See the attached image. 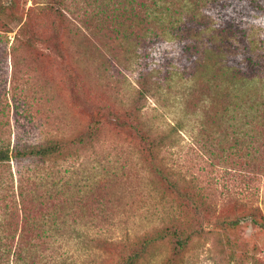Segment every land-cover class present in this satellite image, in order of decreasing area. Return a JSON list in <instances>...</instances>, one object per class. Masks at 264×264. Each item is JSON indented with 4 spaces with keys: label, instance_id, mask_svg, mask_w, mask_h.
I'll use <instances>...</instances> for the list:
<instances>
[{
    "label": "trees",
    "instance_id": "obj_1",
    "mask_svg": "<svg viewBox=\"0 0 264 264\" xmlns=\"http://www.w3.org/2000/svg\"><path fill=\"white\" fill-rule=\"evenodd\" d=\"M256 8L264 14V0H0V264H85L86 254L94 256L88 264L104 254L108 264H145L162 243L170 246L163 264H185L192 243L215 228L263 231L264 32L249 18ZM134 62L137 98L126 102L100 82L116 64ZM42 80L86 112L82 123L36 134L29 112L58 99ZM174 83L179 112L162 123L145 105ZM184 135L212 169L204 183L180 158ZM110 137L135 144L128 154L150 208V225L138 233L116 207L134 168L110 159L121 153ZM89 150L95 159L77 179L70 164ZM259 247L246 253L252 264H264ZM234 255L222 260L236 264Z\"/></svg>",
    "mask_w": 264,
    "mask_h": 264
},
{
    "label": "rangeland",
    "instance_id": "obj_2",
    "mask_svg": "<svg viewBox=\"0 0 264 264\" xmlns=\"http://www.w3.org/2000/svg\"><path fill=\"white\" fill-rule=\"evenodd\" d=\"M245 1V0H244ZM250 3V2H249ZM260 11L256 8L251 11L250 14L253 17H249L253 19L252 25H254L258 31L261 29L264 32V14H260ZM246 19V18H245ZM263 28V29H262ZM13 34H10L12 36ZM158 55V54H157ZM163 56V55H162ZM161 57V56H160ZM169 59V56L165 57V61ZM127 67L124 68L123 65L116 64V67L110 68L107 71L106 78L104 81L100 82L101 84L105 83L107 85L108 91L113 94L118 99H125L128 102V99L132 96L137 98V65L133 63L125 64ZM117 69V70H115ZM121 73L117 75V72ZM109 75V76H108ZM117 76H119L117 78ZM42 90L46 91L48 94H53L55 97L57 96L56 104H48L45 103L41 112H29L33 115L34 119V127L36 130V134L44 136L49 132H55L58 129H65L67 123L71 124H80L84 119V113L80 108L71 106L66 102L63 103V99L60 96V89L57 87L55 83L50 81L42 80ZM175 83L172 86V89H166L161 91V93L154 99L151 98L147 100L145 112L149 114H154V116H158V120L162 123L166 121H171L174 112H179V95L180 90L177 87H174ZM59 91V92H58ZM90 97H92L93 93L89 92ZM50 99L49 97H47ZM137 100V99H136ZM38 124V128H36ZM42 126V128H41ZM38 135V136H39ZM185 139L182 141V152L180 153L181 160H188L185 168L188 171L189 176H197L200 181L203 182L205 180V174L209 170H212L208 167V163L206 164V158L201 156V150L198 146L191 145L189 141V137L185 136ZM108 139V143L111 139ZM111 146L116 147V151L121 152L120 154H112L110 159L119 160L122 162L124 158H127L132 163V167L134 168L131 171V181L126 187H124L125 191L122 188H117L122 196V201L116 205L120 206V209L123 211L122 217L126 221V224L132 229L136 230V232H140L149 227V223L144 216L149 215L150 208L148 204L142 201L140 194L138 195V182H137V158L134 155H129L128 151L132 152V148H135V144L132 140L123 141V139L117 140L115 143H109ZM136 150V149H135ZM107 152H115L113 148H110ZM113 155H118L119 159L115 158ZM196 155V156H195ZM178 158V157H177ZM95 159V155L91 150L87 151L83 158H77L70 165L74 164L73 168L68 169L69 173H74L76 170L77 179H84L88 175V168L91 166L92 161ZM68 167V165H64L62 168ZM185 170V171H186ZM215 169L212 173V176L217 172ZM218 173V172H217ZM204 183V182H203ZM119 186V185H118ZM122 187V186H120ZM209 190L206 188V191ZM133 192V193H132ZM222 198H214L213 204L218 206L221 203ZM263 237V239H261ZM264 240V230L263 231H255L248 225L238 228L237 230H233L232 232H225L219 229H213L212 235H207V237H202L201 239L195 240L192 243V246L189 252L186 255V263L185 264H226L222 259H227L230 254L235 253L234 257L236 258V264H252L251 260H248L246 257V253L250 252L252 248L259 244V249L261 248V252L256 255L257 259L264 257V248L262 249L261 241ZM85 250V249H84ZM170 246L168 244H159L155 246L154 252L152 254V258L148 259L145 264H163L164 257L169 255ZM101 255V254H100ZM83 257L85 264L92 262L93 257L87 256V254ZM116 260V259H115ZM113 262L110 259V255L104 254L99 256L97 259V264H108ZM256 264V263H253Z\"/></svg>",
    "mask_w": 264,
    "mask_h": 264
}]
</instances>
